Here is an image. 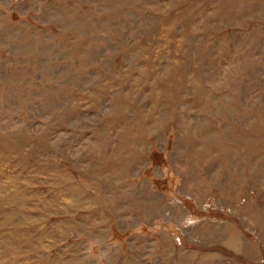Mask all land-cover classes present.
I'll use <instances>...</instances> for the list:
<instances>
[{
  "label": "rangeland",
  "instance_id": "rangeland-1",
  "mask_svg": "<svg viewBox=\"0 0 264 264\" xmlns=\"http://www.w3.org/2000/svg\"><path fill=\"white\" fill-rule=\"evenodd\" d=\"M0 264H264V0H0Z\"/></svg>",
  "mask_w": 264,
  "mask_h": 264
}]
</instances>
